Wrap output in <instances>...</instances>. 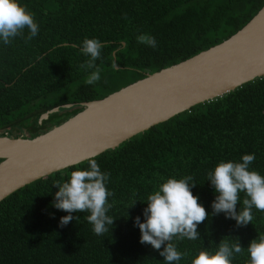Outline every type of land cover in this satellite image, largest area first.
Wrapping results in <instances>:
<instances>
[{"label":"trees","instance_id":"16d2710c","mask_svg":"<svg viewBox=\"0 0 264 264\" xmlns=\"http://www.w3.org/2000/svg\"><path fill=\"white\" fill-rule=\"evenodd\" d=\"M20 3L33 14L39 30L27 42L25 29L10 44L0 45V136L27 138L47 132L82 108L63 110L40 123L38 116L45 110L101 99L229 38L264 0ZM142 33L155 37L156 46L137 42ZM85 37L105 45L95 62L101 79L92 85L84 82L91 70L80 67L88 59L79 50ZM245 153L255 154L250 167L264 175V76L91 157L110 174L106 187L113 193L108 215L114 221L103 235L92 231L87 212H74L78 220L59 226L67 213L51 203L57 190L54 183L65 181L74 168H87L88 159L6 196L0 201V264H165L158 250L139 242L133 218L143 219L146 202L141 200L168 177L191 176L193 194L210 213L214 192L208 171L221 160H239ZM239 195L242 200L244 193ZM252 215V222L238 226L223 212L209 214L197 226L200 238H173L186 254L179 264H190L201 249L215 250L223 239L244 247L232 264H247L246 247L264 235V211L253 208Z\"/></svg>","mask_w":264,"mask_h":264},{"label":"water","instance_id":"95a60500","mask_svg":"<svg viewBox=\"0 0 264 264\" xmlns=\"http://www.w3.org/2000/svg\"><path fill=\"white\" fill-rule=\"evenodd\" d=\"M117 68V66H115ZM264 76V5L236 33L187 59L87 102L45 110L75 115L35 137L0 136V201L17 189L73 166L192 106Z\"/></svg>","mask_w":264,"mask_h":264},{"label":"clouds","instance_id":"9594fccd","mask_svg":"<svg viewBox=\"0 0 264 264\" xmlns=\"http://www.w3.org/2000/svg\"><path fill=\"white\" fill-rule=\"evenodd\" d=\"M25 29L26 42L38 34L39 25L33 14L20 0H0V45L10 44L15 37L24 35ZM136 40L151 47L156 46V39L150 34H139ZM104 46L94 37H85L81 41L79 50L88 59L80 67L85 72L91 70L84 81L86 84L92 85L101 79V68L95 62ZM254 159V153H245L239 160H221L208 171L207 180L214 192L210 213L199 202L198 195L193 194L191 189L195 182L191 176L162 180L146 199L141 200L146 202L142 210L143 219L140 215L133 218L134 226L139 228V242L150 244L158 250L165 264H179L186 254L177 249L173 238H200L197 226L209 214L223 212L226 218L234 219L238 226L252 222L253 208L264 211V175L250 167ZM109 178L110 174L101 171L96 160L89 158L87 168H74L65 181L54 183L57 190L53 193L52 206L67 213L60 217L59 226L63 227L73 219L78 220L77 216H73L74 212H87L86 220L92 225V231L96 235L107 232L114 221L108 215L112 208L109 198L113 196L106 187ZM241 192L244 193L242 200ZM238 202L242 203V207L237 208ZM243 250L239 241L223 239L215 250L197 251L190 264H232L234 256ZM246 251L247 264H264V235L253 238Z\"/></svg>","mask_w":264,"mask_h":264}]
</instances>
